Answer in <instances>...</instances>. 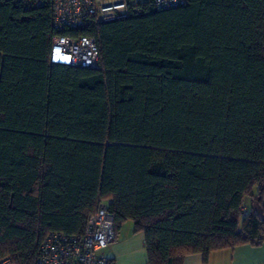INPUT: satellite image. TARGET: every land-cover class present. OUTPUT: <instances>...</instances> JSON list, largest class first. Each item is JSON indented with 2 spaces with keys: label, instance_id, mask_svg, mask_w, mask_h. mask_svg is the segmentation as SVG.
I'll list each match as a JSON object with an SVG mask.
<instances>
[{
  "label": "trees",
  "instance_id": "obj_1",
  "mask_svg": "<svg viewBox=\"0 0 264 264\" xmlns=\"http://www.w3.org/2000/svg\"><path fill=\"white\" fill-rule=\"evenodd\" d=\"M59 33L98 38L101 69L50 63ZM103 199L147 264L264 242V0H146L62 32L0 5V259L37 264Z\"/></svg>",
  "mask_w": 264,
  "mask_h": 264
},
{
  "label": "built area",
  "instance_id": "obj_2",
  "mask_svg": "<svg viewBox=\"0 0 264 264\" xmlns=\"http://www.w3.org/2000/svg\"><path fill=\"white\" fill-rule=\"evenodd\" d=\"M146 0H0L26 9L50 7L52 25L56 31L90 27L94 23L127 17L131 4ZM157 10L185 5L188 0H152ZM100 42L88 35L57 34L53 37L49 60L52 64L101 69ZM111 199L100 201L96 213L86 223L84 233L68 235L50 232L41 243L37 264H108L98 252L117 239L114 215L109 210ZM248 209L241 207V216ZM0 264H14L0 259Z\"/></svg>",
  "mask_w": 264,
  "mask_h": 264
},
{
  "label": "crops",
  "instance_id": "obj_3",
  "mask_svg": "<svg viewBox=\"0 0 264 264\" xmlns=\"http://www.w3.org/2000/svg\"><path fill=\"white\" fill-rule=\"evenodd\" d=\"M113 264H147L145 234L136 232L134 223L127 221L117 239L98 252ZM183 264H206L201 253L187 255ZM207 264H264V242L260 245L242 244L210 253Z\"/></svg>",
  "mask_w": 264,
  "mask_h": 264
},
{
  "label": "rangeland",
  "instance_id": "obj_4",
  "mask_svg": "<svg viewBox=\"0 0 264 264\" xmlns=\"http://www.w3.org/2000/svg\"><path fill=\"white\" fill-rule=\"evenodd\" d=\"M246 202V204L247 205H252V207L257 211V212H260V207L258 206V204H257V202H255L254 200L252 201V200H250L249 198H247L246 200H245Z\"/></svg>",
  "mask_w": 264,
  "mask_h": 264
}]
</instances>
